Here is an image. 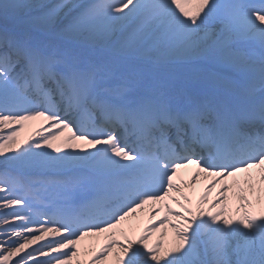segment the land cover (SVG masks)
<instances>
[{"label":"snow or ice","instance_id":"1","mask_svg":"<svg viewBox=\"0 0 264 264\" xmlns=\"http://www.w3.org/2000/svg\"><path fill=\"white\" fill-rule=\"evenodd\" d=\"M0 264H264V0H0Z\"/></svg>","mask_w":264,"mask_h":264},{"label":"bare ground","instance_id":"2","mask_svg":"<svg viewBox=\"0 0 264 264\" xmlns=\"http://www.w3.org/2000/svg\"><path fill=\"white\" fill-rule=\"evenodd\" d=\"M40 126V127H46V125H40L39 122H31L29 124L26 125V127L21 131L20 140H23L24 138H26L29 134H31L32 132L35 131L36 127ZM35 139V137H34ZM191 171V169L188 170H183L182 171V176L184 177V179L188 178V173ZM211 178H209L210 180ZM230 179L226 182H230ZM208 180H205L204 178H200L198 180V182L195 184L193 189H185V192L190 196V198L193 200V202H195L196 198L198 197V195L200 194V192L203 190L204 186L208 183ZM217 187H219L217 185ZM216 196V188H213L211 190V192L209 193L208 196V201L211 202ZM171 203V202H169ZM173 210L175 211H179V209L177 208L176 205L172 204L171 205ZM235 206V202L230 200L229 201V207L230 208H234ZM205 208H207V204L204 205ZM215 210V209H213ZM139 215V219H132L130 218L129 221L124 225L126 228L128 227L129 224H131L133 226V228L135 229V232L138 233L139 229L141 227H143V224L147 221V214L142 213V214H138ZM160 239L161 240V247L162 248H167L169 246H171L174 242H175V237L174 234L172 232V229L166 228L165 229V234L161 237L159 232L154 233L153 235H151L148 238V242L151 244L153 242H155L156 239ZM100 243L99 240H95V239H88L86 238L85 241L82 242L81 248L82 251L85 247L89 246V245H93V246H98V244Z\"/></svg>","mask_w":264,"mask_h":264}]
</instances>
